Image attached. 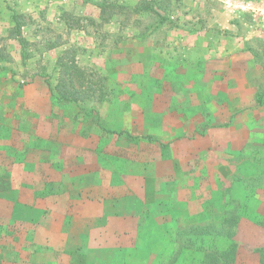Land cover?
<instances>
[{
  "label": "rangeland",
  "instance_id": "374dc122",
  "mask_svg": "<svg viewBox=\"0 0 264 264\" xmlns=\"http://www.w3.org/2000/svg\"><path fill=\"white\" fill-rule=\"evenodd\" d=\"M147 2H153L163 22L150 11L134 9ZM243 2H251L256 10L240 8ZM13 13L22 15L24 56L10 33ZM183 35L193 49L186 57L179 54ZM164 38L171 43L160 40ZM63 52L68 56L64 61L74 57L81 82L67 83L71 100L48 95L52 102L34 120V147L27 151L26 122L18 113L23 112L20 108L26 113L30 95L40 110V85L55 86L60 77L55 64ZM261 94L264 0H0V146L17 167L11 179L8 169H0V264H50V251L29 244L47 240V220L43 226L34 219L27 225L23 198L48 193L53 199L56 183L63 192L69 188L54 169L47 186L34 178L29 184L28 174H35V167L46 170L58 157L87 176L97 195L121 193L125 183L134 185L142 178L193 189L198 201L178 200L169 190L171 196L162 197L160 210L156 208L169 218L184 216L174 224L162 222L171 231L166 236L171 247L161 264L208 262V256L179 248L188 243L191 228H207L226 239L218 247L232 249L231 264H264ZM104 129L151 135L157 141ZM25 157L32 158L26 172ZM184 163H189L186 178L179 181ZM4 197L7 203L1 201ZM97 198L108 203L101 200L108 197ZM8 202L21 208L20 216L9 217ZM81 209L91 213L96 208L87 201ZM136 216L137 223H146L145 216ZM89 220L92 217L80 220V231L77 222L71 223L81 232V242L90 240L91 225L100 222ZM160 235L166 241L163 231ZM190 241L198 243V238ZM87 249L77 251L80 261L75 258L70 264H86L85 254L100 256Z\"/></svg>",
  "mask_w": 264,
  "mask_h": 264
},
{
  "label": "crops",
  "instance_id": "0c3cea01",
  "mask_svg": "<svg viewBox=\"0 0 264 264\" xmlns=\"http://www.w3.org/2000/svg\"><path fill=\"white\" fill-rule=\"evenodd\" d=\"M160 40L166 44L171 43V38H164ZM180 40H183V43L179 44L181 47L179 54L182 52V57H186L190 53L192 54L193 49L190 41L187 42L184 35L180 38ZM200 52L202 53L203 51L201 50ZM241 56L245 57L244 55ZM251 60L252 59L250 57L249 63L253 64V61ZM47 86L48 85H40L39 88L41 89V94L44 95V98H39V100L42 101L40 110L33 107L36 106V103L38 102L32 100L30 95V98L26 103L28 106L26 108V113L28 114L25 113L23 108H20L23 112L18 113L24 116L23 119L25 118L26 122L24 127V136H26L30 142L26 141L28 144V146L25 144L27 151H33L34 147L33 133H31L34 130V120L36 121L37 116L46 112L47 107L52 102L48 97L50 89L49 86ZM29 88L31 89V87L28 86V89ZM45 117L46 114L41 115L40 119L42 120V118ZM40 135H42V132H40ZM45 138L48 141L46 136ZM152 141L157 140L155 139ZM16 154L17 152L13 156H16ZM2 157H5V159ZM31 160V157L23 158L22 161L26 162L24 172L27 171L28 163ZM64 161V157H58L57 162L55 161L53 162L54 164L51 165L52 167H46V170L44 169L45 167L42 166L39 168L35 167L36 173L28 174L29 184L32 182V178H34V180L40 182L41 185L47 186L46 180H54L50 172L51 169H54L60 174V182L63 183L61 179L63 177L65 180V186L69 187L63 192L61 184L56 183V187H58V189L55 194L56 198L54 197L53 199L48 193H44L42 197H30L29 194V197L23 198V217L25 218L24 221H26V224L29 225V221L33 219L36 223L38 221L40 226H43L44 220H47L48 223V230L46 232L47 240L41 244L38 243L37 245H34L33 242L29 243L30 247L37 251H39V249L50 251V253L48 252L46 254L48 256L47 261L50 262V264H70V262L74 263L75 258H77L76 261H80L78 258L80 257V254L75 253L77 251H81V249L84 251L86 248H89L87 249L88 251L93 249L100 255L98 257H93L92 255L85 254L83 261L86 264H88L87 262L90 264H161L162 261H164V258L162 257L167 255L171 247L170 239H166V236L168 237L167 234L170 235L171 231L162 227V222H164L165 225H167L168 221L174 224L178 220L182 221L181 218L184 217L180 213V215L176 216H173L172 214L169 218V213L163 211L158 212L157 209L160 210L158 206L161 198L171 196L176 193L175 197H177L178 200L193 203L199 200L197 195L193 193V189L189 186L186 187V185L182 183H178L177 185H158L155 180L147 181L145 178H142L141 182H137L134 185L125 183L122 187L123 192L121 193H110L107 196L97 195V191L94 189L95 185L88 180L87 176L81 174L79 170L75 172L69 166L65 165ZM10 162L8 154L4 153L3 148L0 146V169L2 170L1 173H3L5 169H8L7 172L9 173V176L7 179L13 178L12 172L14 168H17L16 165L13 167ZM189 163H184L185 168L179 177V181L185 180ZM76 167L78 168L80 165L78 164ZM169 190L172 192L171 195L167 194V191ZM261 190L264 191L263 185H261ZM26 195L27 192L25 193V196ZM97 197H108V200L101 199L104 200V202L108 201L106 206L103 202H100ZM4 198L5 199H1V201L7 203V197ZM50 201L55 202V205H50ZM87 201L91 203L93 208H96L92 210L91 213H87L81 209L82 203ZM96 202L99 205H96ZM8 204H10L9 217L13 216V214H18L20 216L21 208L18 209V206H16V204L14 206V203L12 202H8ZM34 207L36 208L35 210H33ZM152 207L155 208V210L152 211ZM31 212L32 214L30 216ZM188 212L192 214V210H189ZM136 213L137 215L141 214L143 218L145 216L144 219L146 223L144 222L142 225L137 223ZM82 217H92V222L89 220L92 224L100 218V222L91 225V229L89 230L87 236L88 240L90 239L88 242H81V232L77 233L73 230V227L71 228V223L77 222L79 227L78 229L80 231V220L83 219ZM131 222L134 223L136 227L130 228ZM154 224H157L156 231L151 228V225L153 226ZM161 231L164 232V239H166V241L160 240ZM170 238L173 239L172 237ZM173 241L171 242L174 243ZM181 247L183 250H188L190 247L189 242L184 245L181 244L179 248ZM68 250L72 251L71 255ZM53 251H55V253H53Z\"/></svg>",
  "mask_w": 264,
  "mask_h": 264
},
{
  "label": "trees",
  "instance_id": "16d2710c",
  "mask_svg": "<svg viewBox=\"0 0 264 264\" xmlns=\"http://www.w3.org/2000/svg\"><path fill=\"white\" fill-rule=\"evenodd\" d=\"M158 2V1H157ZM134 9H143L152 12L153 14L160 17V22L164 21V18L160 16V13L155 9L153 6V2L150 4L147 2V4L141 5L138 4V6H135ZM12 20V27L10 29L11 36L13 38H16L19 44L22 47V56H24V44L25 41L21 35V28L24 25L22 21V15L13 13L11 16ZM254 56L256 55L255 52H252ZM64 57H68L65 55V52H63L61 55L57 57L55 68L59 72L60 77H58V81L55 84L54 87L49 85L50 93L51 95L56 98L57 100H71L72 97L69 96V88L67 87V83L71 84L73 86L75 82L77 84L81 80V72L77 65L75 64L74 57H70L68 61H64ZM81 82V81H80ZM264 97V94H261L258 97V102L261 103V99ZM107 133H112L116 135H122L125 134L126 136H133V137H143L147 140H155L154 137L151 135H131L128 131L123 129H104ZM206 229H199V228H191L192 235L189 237V249L193 250L196 255H202V256H208L209 260L206 264H231V252L232 249L229 248H222L219 249L218 245L219 243L225 242L226 239H221V237H215L213 234H210L209 231H206ZM178 233V232H177ZM195 236L198 238V243H195L193 241H190L191 237ZM182 249V247L180 248ZM180 251V250H179ZM205 264V263H203Z\"/></svg>",
  "mask_w": 264,
  "mask_h": 264
},
{
  "label": "built area",
  "instance_id": "2783aa9c",
  "mask_svg": "<svg viewBox=\"0 0 264 264\" xmlns=\"http://www.w3.org/2000/svg\"><path fill=\"white\" fill-rule=\"evenodd\" d=\"M238 6L242 9H250V10H253L255 11L256 9L253 8V5L251 2H243V3H240L238 4Z\"/></svg>",
  "mask_w": 264,
  "mask_h": 264
}]
</instances>
